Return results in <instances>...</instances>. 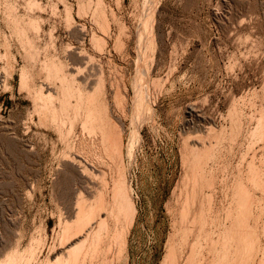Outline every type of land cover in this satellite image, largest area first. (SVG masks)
<instances>
[{
	"label": "rangeland",
	"instance_id": "rangeland-1",
	"mask_svg": "<svg viewBox=\"0 0 264 264\" xmlns=\"http://www.w3.org/2000/svg\"><path fill=\"white\" fill-rule=\"evenodd\" d=\"M35 1L40 8L32 11L29 0H0V260L26 250L27 256H34L29 264H49L59 251L62 213L69 212L81 184L77 167L62 164L60 158L70 140L83 136L79 121L71 130L64 119L60 128L40 113L44 100L55 98L48 92H57L58 84L46 79L40 68L42 61L53 58L65 63L67 74L86 83L88 92L103 77L109 116L123 138L127 176L138 209L128 260L120 264H160L179 222L187 186L183 177L193 144L213 143L216 152L220 146L206 174L216 172L212 177L224 178L222 182L228 178L229 185L226 188L227 181L224 185L213 177L215 187H209L217 193V201L210 195L216 201L212 200L214 209L229 206L234 174L250 172L246 162L254 159L257 168L253 166L263 170L264 177V136L253 135L260 118L264 124V0ZM97 3L108 17L109 37L91 18ZM10 4L12 14L42 21L39 32L23 25L33 53L28 41L21 42L10 26ZM80 4L86 10L91 6L87 16L78 14ZM66 6L72 9L73 22L67 20ZM93 33L106 39L103 53L93 48ZM39 91L49 96L43 99ZM119 98L122 104L117 103ZM56 100L52 102L59 106ZM257 185H247L255 196L250 197L249 232L254 231L250 234L256 247L247 255L250 262L242 264H264V185ZM198 187L200 200L211 192L206 186L202 194ZM64 213L66 219L69 213ZM206 258L202 264H210Z\"/></svg>",
	"mask_w": 264,
	"mask_h": 264
},
{
	"label": "bare ground",
	"instance_id": "bare-ground-1",
	"mask_svg": "<svg viewBox=\"0 0 264 264\" xmlns=\"http://www.w3.org/2000/svg\"><path fill=\"white\" fill-rule=\"evenodd\" d=\"M89 2L91 4L93 1L91 0ZM98 3L96 4L97 8L95 7L96 9L94 8V10L91 13L92 14L91 18L94 19L93 22H95V24L99 26V29H103L102 31H105V33L103 32L105 36L107 35L109 37L107 32L109 31L108 29L110 25L107 24L108 21H106L107 19H105L107 17L106 15H105L106 17L104 18V14H103L104 10L102 9L103 5L100 6L99 8ZM10 5H8L7 7V11L10 16L9 18V23L11 24L10 26L14 28V31L18 34V36H21L20 37L21 39L18 38V36H16L18 40L20 39L21 42H22V39L23 40L25 39L28 41L29 37L26 35L27 34L26 30L23 27L24 23H26L25 25L30 26V28H33L32 31L35 32V30H37L40 27V23L42 21L40 18H35V17L23 18V17L16 15L17 13L12 14L14 8H12V5L11 6ZM27 5L29 9L32 11L40 8V4L35 0H29ZM89 7L91 8V6ZM89 7L86 10L83 4L78 5V14L81 16L83 14L84 16H87L90 13L88 11ZM66 12H67L66 13L67 20L69 22H73L72 9L70 6H66ZM39 29L37 30V32L40 31ZM15 32L14 34L16 35ZM101 38L102 37L99 38L97 37V35L93 33L91 42H92L93 48L98 50V52L102 51L103 53V50H105L104 47L106 45L105 43L106 39L104 38L101 39ZM29 41H28V44H30ZM21 45L22 47H25L24 42L21 43ZM32 45L33 44L31 43L29 47H32ZM27 47L28 46L26 45V49L30 50V48H27ZM32 48H33L31 49L32 51L30 50L31 53H33V50H34V47ZM34 52L36 54V50ZM35 54L34 55L32 54V55L35 56ZM42 63L43 65L41 66ZM41 64H40V68L43 67L41 69H44L46 71L47 78L46 77L45 78L50 80V82L54 81L55 84H58L57 86L55 85L57 87V92L53 93L55 95H53L51 92H48V93L51 97H55L57 99L56 101H58V105H59V106H56V104L53 103L55 98L49 97L48 98L49 100L54 99V100H51L50 102H47L49 100L45 98L47 99L46 102L44 100L43 105L40 106L41 115L44 118L49 119L52 123H54L57 126H60L61 124H63L64 119H68L69 121L68 120L67 121L70 122L71 130H73V126L74 124H76L75 121H79L81 130H82L81 133L83 132V136L81 137L77 136L79 138L76 137V139H74L73 141L70 140V142H68L67 144L65 143L67 145V149L65 151L63 150L64 152L63 154H61L62 157H60L61 160H63L62 164H65V162H68V163L70 162L72 165L77 167V170L80 173L79 176L81 178L80 180L81 184L77 188V192L71 204L72 205L71 208L68 209L69 214L63 212L65 215L68 214V217L64 219L65 216H63V213L61 212L62 217H64L63 218L64 220L62 219L61 221L59 251L54 256V259L49 264H120L123 260L124 261L128 260V256H129L128 247H129V239H130L129 237L135 225L136 216L138 214V209H137L135 198L133 196L134 194H132L133 190H131V184H130L131 182H129V179L127 176L124 152H123V140H122L123 138L120 134V130H118L116 124L112 122L109 116L107 101L104 97L105 92H104L103 77L100 76L97 79V82L95 83L93 90L91 92H88L85 87L86 83L83 85V83L78 81L74 75L70 76L69 74H67L65 70L66 66L63 61L53 60L52 58L50 60L45 59V61H42ZM25 78H26V75H25ZM22 83L23 85L25 84V82H22ZM39 93H40V97L42 96L43 99L44 97H47L48 95V94L44 95L43 92H40V91ZM116 94L118 95L119 93H116ZM116 99L118 98L116 97ZM121 100L122 99L119 98V102L117 103H121L122 102ZM118 105L120 106V104ZM260 119L261 120L257 122L258 123L257 127L254 128L255 130H253L254 132L253 135L257 134L258 138L264 136L263 118H260ZM234 122L237 123L238 121L237 122L234 121ZM62 127L60 126V128ZM234 133H232V135ZM216 141H219V140H216ZM193 145L192 146L194 148L191 146L192 149L190 151L191 156L187 160L188 170L185 174L186 176L183 177V179L185 178L183 182L186 183L185 185L187 186L184 189L185 190L184 200L181 202L182 205L179 211V222H178V225L175 226L176 229H174L175 232H173L174 233L173 237H171L170 240L167 242L166 253L160 264H202L204 263L202 261V258L203 260H205L206 258L205 251H207L206 261L209 259L210 264H237V260L239 261V264L240 263L242 264L243 261L247 262V259H248L247 255L249 254V252H251L250 248L253 249L252 246L254 247L255 245V243H253L254 241L253 238H251L252 237L251 234L254 233V231L251 230L253 231L251 234H250L251 231L249 232L251 228L250 227L251 224L249 223L250 221L249 219H251L250 218L251 217L250 216V213H251L250 206H252L250 205V197H252L253 195L250 193L249 191L250 189H248V186H249V183H251L252 185V182H254L255 184H258L260 188H262L261 186L264 185V184L262 185V183L264 182V180L262 179H264V177H261L263 170H261L262 173L258 171L260 169L256 170L257 167L255 166L253 162L254 160L253 158H252L253 160H250V162L252 161L253 163L252 162L248 163L249 161L245 158L248 161L246 162V164L249 165L248 169L250 170V172L244 171L247 174L243 175L242 173L243 170L242 171L240 170L238 172L239 175L236 174L237 176L234 173H232L235 176L233 177L234 178L233 181H231L233 184L230 182V185L232 184V186L230 187L233 191L230 193V195H228L229 196L228 198L226 197L227 195H224L225 198H227L228 200L230 198V202H227L229 206L227 207L224 203V205L227 208L226 207L223 208V204H222L223 210H220L221 206H218L220 207V209L217 207H216L217 209H214L215 206L213 207V204H215V202L218 199L216 200L215 196H217V193H215L214 192L215 190L213 191L214 188L212 189L211 187L213 186L215 187L213 177L215 178L217 175L216 176L214 175L212 177L213 173H216V172H213L211 176L210 174H206L208 172V171L206 172V168L208 167V163L210 160L216 159L217 152L219 153L220 151V146H219V151L216 152L214 150L216 149L217 145H213V143H209L208 146L207 144H204V143L201 146L198 144L200 147L197 146V144H193ZM224 145L221 147V149H225L226 151V147H224ZM228 149L230 151V148ZM221 151L223 152V150ZM225 153H228V152H225ZM218 156L220 155L218 154ZM243 158L244 157H242V159ZM245 159L244 161H246ZM260 161H261V158H260ZM242 162H240V164ZM71 167L73 169V166ZM239 168H242V167L239 166ZM212 170L213 169L209 170V172ZM224 170L226 171V169ZM216 171H219V169ZM222 179L224 178H221V180L220 179L219 180L222 182ZM218 181L216 183H218ZM226 181H223L225 182L224 185L226 184ZM228 183L229 182L227 181L226 188L229 185ZM218 185L220 186L221 184H218ZM198 186H200V188L202 187L201 193L204 191L203 189L207 187L209 188L211 192L212 191L213 192L212 194L210 192L209 195L204 194L205 195V196L203 195L204 199L202 198V200H200L198 197H200L201 194L197 196L199 194L197 190ZM254 186H252L251 188H253ZM222 187H218V188L221 189ZM70 190L72 189L70 188ZM228 191L230 192V188L229 190H227V192ZM224 192L227 193L226 191ZM180 194H182V192H180ZM210 195H213L216 201L212 199L213 196L211 197ZM224 196H223V199H224ZM253 199L254 198H252V200ZM212 200L215 202L213 203ZM197 202H199V204L196 206ZM260 203H263V202H260ZM256 237L254 235V238ZM259 248H258V251L262 249V248L260 249ZM17 251L8 253V255H6L4 259L0 260V264H29L30 260H32L31 256L33 255L27 256L28 251L26 250L23 253L21 252L19 253ZM255 255H258V254H255ZM249 256L251 255H248V257ZM250 260L248 262H250Z\"/></svg>",
	"mask_w": 264,
	"mask_h": 264
}]
</instances>
